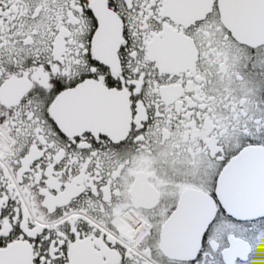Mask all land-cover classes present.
Returning <instances> with one entry per match:
<instances>
[{
    "label": "flooded vegetation",
    "instance_id": "flooded-vegetation-1",
    "mask_svg": "<svg viewBox=\"0 0 264 264\" xmlns=\"http://www.w3.org/2000/svg\"><path fill=\"white\" fill-rule=\"evenodd\" d=\"M220 1L0 0V264H264L218 193L264 158V43Z\"/></svg>",
    "mask_w": 264,
    "mask_h": 264
},
{
    "label": "water",
    "instance_id": "water-1",
    "mask_svg": "<svg viewBox=\"0 0 264 264\" xmlns=\"http://www.w3.org/2000/svg\"><path fill=\"white\" fill-rule=\"evenodd\" d=\"M220 6L224 22L240 41L250 45H260L264 43V0H221ZM76 104H80L83 112L90 103L87 100H78ZM256 152L258 154L259 151ZM256 152H254L252 156H254ZM245 161L251 162L248 165L249 174L242 172L237 176L242 177L248 175L258 180H251L247 183H244V181L239 182L237 181L238 179L236 180L237 182H234V180L230 181L232 179L228 180L226 176L229 175L232 170L235 171L236 169L244 168L245 164L242 163H245ZM260 161L263 162L260 163ZM230 175L232 176V173ZM228 186L231 190L226 192V197L222 202L228 204V208H231L232 211L237 212L239 210L241 212L240 219H252L264 216V158L259 160L258 156L257 159H250L248 158L247 151H245V153L242 152L238 157L232 160L228 169L222 175L218 185V193H223ZM234 192H241L240 198L232 197L231 194L228 195ZM172 228L174 227L170 222L164 227L161 244L162 250L169 257L186 259L190 255L185 249L187 242L186 235H196V237L200 235L199 240H201L206 226L204 230L200 231L180 230L173 232L171 230ZM81 249H87V247L83 246ZM72 264H75L74 261H72Z\"/></svg>",
    "mask_w": 264,
    "mask_h": 264
}]
</instances>
